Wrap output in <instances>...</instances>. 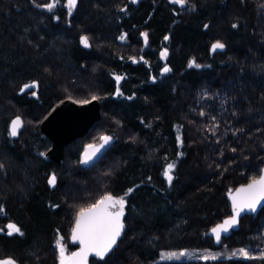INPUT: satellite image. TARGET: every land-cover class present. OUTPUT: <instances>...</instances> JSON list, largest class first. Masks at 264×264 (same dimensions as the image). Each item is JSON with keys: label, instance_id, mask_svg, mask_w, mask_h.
I'll return each mask as SVG.
<instances>
[{"label": "trees", "instance_id": "16d2710c", "mask_svg": "<svg viewBox=\"0 0 264 264\" xmlns=\"http://www.w3.org/2000/svg\"><path fill=\"white\" fill-rule=\"evenodd\" d=\"M46 2L0 0V260L58 264L57 238L77 248L69 235L80 208L132 188L122 236L87 264H264L231 257L240 248L261 255L264 206L217 246L208 235L230 214L225 194L264 164V0H78L71 16L35 6ZM81 35L90 47L79 45ZM217 41L224 50L212 53ZM33 81L37 88L20 91ZM92 96L100 119L65 146L62 164L41 156L50 142L40 121L61 100ZM14 116L23 121L17 138L9 135ZM102 135L113 142L81 167L84 146ZM171 162L169 185L162 173ZM9 223L23 235H7ZM184 249L195 255L160 258ZM205 252L218 259L197 258Z\"/></svg>", "mask_w": 264, "mask_h": 264}, {"label": "snow or ice", "instance_id": "6c2138e0", "mask_svg": "<svg viewBox=\"0 0 264 264\" xmlns=\"http://www.w3.org/2000/svg\"><path fill=\"white\" fill-rule=\"evenodd\" d=\"M35 3V0H33ZM133 3L136 0H132ZM170 3L184 7L187 3V0H169ZM78 0H66V4H62L61 0H48L44 4L36 3L35 6L41 8L44 11L52 13L58 6L66 7L68 15L71 16L74 10L76 9ZM124 11V9H120ZM207 28V25H205ZM233 28L237 27L236 24L232 25ZM141 37L144 38L145 43L148 40V34L145 32L140 33ZM121 40L125 39L124 35H121ZM165 40H168V37L165 36ZM80 44L88 48L90 47L89 37L86 35L80 36ZM225 45L219 41L211 45V50L213 52L217 50H223ZM167 56V50L161 51L160 57L163 59ZM133 63L137 61L134 58ZM189 66L199 68L200 65L197 64L194 60L189 62ZM170 69L165 66L162 69V72L167 73ZM117 83L122 79L120 76L115 77ZM38 87L37 82L33 81L32 83H26L20 89L21 92H24L26 89H35ZM117 94H119V89H117ZM32 95L35 96L36 92L33 91ZM98 97L92 96V100H96ZM131 99V97H129ZM75 102V101H74ZM78 103L87 104L90 103L89 100L78 101ZM201 116L204 115L203 112L200 113ZM214 119V118H213ZM22 127V120L19 116L11 121V126L9 130V135L15 137L18 134V130ZM101 143L97 146L95 144H89L85 146L79 163L87 165L93 161L95 157L101 152L102 149L107 146L111 137L109 136H100ZM177 143H182L181 137L177 136ZM235 151V149H233ZM41 156L44 153H40ZM182 155V154H178ZM4 165L0 164V169H3ZM175 168V162L167 163L166 167L163 170L162 175L169 185H171L174 176L173 170ZM261 174L259 178H253L249 184L242 186L235 190V194L229 193V198L232 203V213L231 215L224 219L222 223L217 224L210 230V234L214 237L215 241L219 243L222 239V234H227L231 229H234L238 223V218L243 212H255L257 206L264 201V168L260 170ZM56 176L52 174L48 177L49 186H55ZM133 191L132 188H129L124 196L114 197L111 194H105L96 200L94 204L89 205L87 208H80L76 214L75 226L72 229V241L79 244V251L72 252L70 255L66 254V248L61 243V239L58 238L55 244V250L58 252V264H87L88 257L96 256L100 259H103L107 253H109L113 246L116 245L117 239L120 237L123 229V216L124 208L126 204L125 197ZM4 212V207L0 205V213ZM7 235L12 236L13 234L23 235L21 229L15 223H9L7 226ZM164 254H162L163 256ZM189 255L185 251L177 253H169L168 258L184 257ZM231 257H239L243 260H254L260 259L264 260V250H261L260 256L250 255V250L245 248H240L237 251L231 253ZM200 260L204 261H215L218 259L216 255L205 254L197 257ZM0 264H17L13 259H3L0 260Z\"/></svg>", "mask_w": 264, "mask_h": 264}, {"label": "water", "instance_id": "95a60500", "mask_svg": "<svg viewBox=\"0 0 264 264\" xmlns=\"http://www.w3.org/2000/svg\"><path fill=\"white\" fill-rule=\"evenodd\" d=\"M79 45L82 48H85L80 44V37H79ZM223 50H217L215 52H222ZM210 51L212 53H215L211 50V46H210ZM89 101H90V103L82 104V103L74 102L70 99L61 100L60 102L55 104L53 106V108L47 113V115L40 121L39 131L50 142V147L45 151L44 155L49 160H51L52 162H54L58 165H61L62 160H63V154H64L65 146L68 145L69 143H71L73 140L80 138L83 135H85L86 132L92 127V125L100 119V103H99V101L97 99L96 100L91 99ZM16 117L17 116H14L11 119V121L13 119H15ZM11 121H10V126H11ZM22 128H23V121H22V127L18 130V134L22 130ZM18 134H17V136L12 137V138H17ZM104 136L111 137L110 135H104ZM112 142H113V139H111L110 143L107 146H105L104 149L101 150V152L97 155V157H95L93 159L92 162H90L87 165L79 163L80 166L83 168L90 167L102 155V153L111 145ZM100 143H101V141L94 143V144L98 146ZM84 149H85V146H84L82 152L80 153V158H81V154L83 153ZM80 158H79V161H80ZM262 168H264V164L262 165L261 169ZM260 174H261V172L259 173V175ZM259 175L256 177V179L259 178ZM250 182L251 181L244 183V184L237 185L234 189L231 190V193L235 194V190L237 188H240L242 186H246ZM229 193H230V191H228L225 194V197H226V200L230 206V214L228 216H226L225 218H223L220 222H218L214 226H212L208 231V235L213 239V244L215 246H217L220 242L217 243L215 241L214 237H212L210 234V230L213 227H215L217 224L222 223L224 219L228 218L231 215L232 203H231V200L229 198ZM114 197H116V196H114ZM263 206H264V201H262L257 206V210L255 212H243V213H241L240 217L238 218V223L235 226V228L231 229L229 231V233H227V234H222V237H226L232 231L237 230L239 228L240 220L243 216L251 215V216L255 217L256 214L258 213V211ZM125 213H126V210L124 208V216H125ZM124 216H123L122 220L124 219ZM74 226H75V220H74V223H73L71 231H70L69 239L73 244L77 245V248L73 251V252H76V251H79V244L72 241V229ZM123 231H124V229H123ZM123 231H122V233H123ZM122 233H121V235H122ZM121 235H120V237H121ZM120 237L117 239V241L120 239ZM114 246H113V248H114ZM109 253H107L105 256H107ZM90 257L100 259L99 257L91 256V255L88 258H90Z\"/></svg>", "mask_w": 264, "mask_h": 264}, {"label": "rangeland", "instance_id": "374dc122", "mask_svg": "<svg viewBox=\"0 0 264 264\" xmlns=\"http://www.w3.org/2000/svg\"><path fill=\"white\" fill-rule=\"evenodd\" d=\"M64 4H66V0H64ZM122 35H123V34H122ZM120 37H121V35L119 36V40H120V41H123V40L120 39ZM165 49H166V48H162V49L160 50V52H159V56H160L161 51H164ZM160 58H161V57H160ZM165 58H166V57H165ZM165 58H163V59L161 58L162 62L165 61ZM86 133H87V132H86ZM99 141H100V140H99ZM99 141H98V142H99ZM3 172H4V171H3ZM3 172L1 171V174H3V175L5 176V174H4ZM57 239H58V238H57ZM61 243H62V244L65 246V248H66V254L70 255L72 251H70L62 241H61ZM55 244H56V241H55ZM181 251H185V252L189 253V255L184 256V257H180V258H178V259H185V258H189V257H192V256L195 255V252H194V251H192V250H188V249H184V250H179V251H164V252L161 253L160 258H161L162 260H174V259H177V258H176V257L168 258V254H169V253H177V254H179ZM56 253H57V256H58V252H57V251H56ZM162 254H164V255L162 256ZM205 254H212V253H210V252H205ZM213 255H216L217 257L219 256V254H216V253H214Z\"/></svg>", "mask_w": 264, "mask_h": 264}, {"label": "bare ground", "instance_id": "6f19581e", "mask_svg": "<svg viewBox=\"0 0 264 264\" xmlns=\"http://www.w3.org/2000/svg\"><path fill=\"white\" fill-rule=\"evenodd\" d=\"M122 236V235H121Z\"/></svg>", "mask_w": 264, "mask_h": 264}, {"label": "flooded vegetation", "instance_id": "af4514ba", "mask_svg": "<svg viewBox=\"0 0 264 264\" xmlns=\"http://www.w3.org/2000/svg\"><path fill=\"white\" fill-rule=\"evenodd\" d=\"M3 175V174H2Z\"/></svg>", "mask_w": 264, "mask_h": 264}]
</instances>
